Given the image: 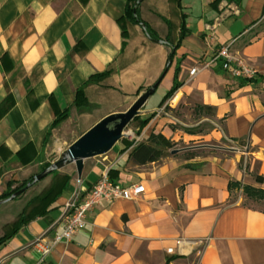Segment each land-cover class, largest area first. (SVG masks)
I'll return each mask as SVG.
<instances>
[{"label": "crops", "instance_id": "crops-1", "mask_svg": "<svg viewBox=\"0 0 264 264\" xmlns=\"http://www.w3.org/2000/svg\"><path fill=\"white\" fill-rule=\"evenodd\" d=\"M124 7L125 0H0V103L7 96L14 102L0 119V195L10 180L32 168L17 162L20 148L30 143L36 156L61 155L99 120L124 112V105L155 83L154 92L161 89L165 95L175 76L180 83L174 93L176 114H157L169 98L150 106V96L139 115L153 117L135 142L152 132L170 140L171 122L182 127L209 122L207 136L235 141L244 150L214 147L220 154L185 158L183 153L193 149L186 147L179 155L172 151L137 165L129 157L131 147L122 151L118 142L117 152L112 148L104 161L85 160L80 178L72 174L74 165H67L59 172L70 177L67 190L51 211L0 247V264H264V212L239 204L232 197L240 189L228 188L230 182L264 177V0H178L173 6L167 0H144L139 16L162 40L175 45L181 25L187 32L172 58L171 46L151 41L140 25L129 27L122 46L118 20ZM226 45L233 61L254 70L255 83L232 77L214 59ZM192 68L197 72L190 77ZM81 87L87 105L77 109L73 102ZM201 106L211 112L194 120V109ZM65 109L68 117L47 135ZM80 125L84 131L72 142L61 136ZM172 135L175 141L198 137L180 131ZM111 168L118 170L116 183L143 185L141 196L96 205L87 225L42 259L32 243L60 233L66 205ZM256 186L264 189V184ZM28 200L14 207L21 211Z\"/></svg>", "mask_w": 264, "mask_h": 264}, {"label": "trees", "instance_id": "trees-1", "mask_svg": "<svg viewBox=\"0 0 264 264\" xmlns=\"http://www.w3.org/2000/svg\"><path fill=\"white\" fill-rule=\"evenodd\" d=\"M143 1L144 0L140 2L139 0H125V7L122 16L118 20V25L121 30V36L123 39L122 46L125 47L127 44V40L129 37V32H128L129 27H131L132 25H140L141 28L143 29L144 34L151 41L165 43L171 46L172 52L169 58H172L174 56V51L180 46V42L187 33L184 26L181 25L179 32V39L175 45H171V43L167 40H162L149 25H147L144 21L141 20L139 16L138 7ZM108 73L109 72L106 71L102 74L95 75L92 79L102 78L106 76ZM260 78L262 81H264V77L260 76ZM245 81L249 83H255L257 81L256 74L251 78H245ZM179 86L180 83L176 81V76H175L172 87L166 92V94L162 98L160 105H162L168 98H170L179 88ZM13 104H14L13 99H11L10 96H7L0 103V119L5 116V114L9 111V109H11ZM86 105H87V100L84 95V90L82 87L78 88L75 92V99L73 102V106L77 109H81ZM199 109L206 113L211 112L210 107L201 106L199 107ZM67 117H68V109H65L62 112L58 113L54 121L52 122L47 135H49L50 131L53 128L57 127ZM152 117L153 115L151 114L150 116L144 119L141 120L138 119L139 126L137 130V135L140 133L142 128L148 124V122L151 120ZM136 118H134V120H137ZM120 143L123 145L122 151H125L131 147L129 157L137 165H146L148 163H152L160 160L161 158L166 156L164 154L165 151L171 149L173 146V143L168 139H166L162 134H155L153 132L150 133L146 137V139L142 142L136 143L133 140L127 141L125 138H123L120 140ZM35 157H36L35 149L30 143L20 148L19 151L15 154V158L21 166L28 165L35 159ZM48 167L49 165H46L40 172H42ZM117 173H118L117 169L111 168L107 173L109 180L115 182ZM34 176H32L26 183L19 184L15 187H11L12 184L15 183L14 181L8 182L6 190L0 195V200L8 198L13 193L26 187L27 183H29V187L27 188L29 189L31 186H33V184H35L33 183ZM48 176L52 177L51 184H49L46 188H44L39 194L29 199L28 202L25 204L24 208L17 214L15 220L10 224L5 225L3 234L0 235V247L4 245L6 242H8L19 231V229L22 226L26 225L29 221L35 219L36 217L44 216L49 211H51L54 208L53 205L55 204L56 200L59 197H61L63 193L67 190V185L70 180L69 176L62 175L58 171H54ZM254 181L257 184H264V177L254 175ZM228 188L230 192L233 191L235 188L241 189L242 193L245 195L247 199L264 201V190L254 189L249 186H242L238 182H230ZM27 189L25 191H27ZM21 195H19L15 199H18Z\"/></svg>", "mask_w": 264, "mask_h": 264}, {"label": "rangeland", "instance_id": "rangeland-1", "mask_svg": "<svg viewBox=\"0 0 264 264\" xmlns=\"http://www.w3.org/2000/svg\"><path fill=\"white\" fill-rule=\"evenodd\" d=\"M161 1H163V0H161ZM174 1L175 0H167V3L171 4V6H173ZM170 10L173 11L172 7ZM165 40L169 41L168 38H166ZM163 95H164V92H161V89H158L149 98V100H148L149 105L150 106H158ZM178 102L179 101L177 99L172 106H166L165 109L163 110V112H161V113L170 112V113H172L171 115L174 116L177 112V111L175 112V109L178 108V106H177ZM130 105L129 104L124 105L121 108V110L122 111L127 110ZM203 115L209 116V113L202 112V110H200L198 107H195L194 115L191 117H194L193 118L194 120H199L200 117H202ZM189 118H190L189 116H185L184 118H182L183 121L185 122V125H187V126H189L187 124L189 121ZM136 119L137 120L132 121L124 131L126 134L125 139L127 138L126 139L127 141H129L128 138L132 139L133 141H135L137 138V129L139 126L138 121L143 119V117L138 115ZM180 124L181 123H178L176 121L171 122L168 125L169 129L167 131L171 132L172 134L173 133L178 134V132L180 131L184 134L187 133V134H191V135H198V137L191 140V141H181V140L175 141L176 140L174 137L175 135L171 134L170 140H172L173 146L171 149L165 151L164 154L166 156L170 155L172 151L175 152V155H179V154H181L180 153L181 150L185 149L186 147H193V149L191 151L189 150V151L183 153L182 156L185 158L187 157V154L194 156V157H206L209 155V153H214V154L219 153L218 151L211 149L214 147L224 146V147H227V148H230L233 150H237V151H243L244 150V147L241 146L242 144H238L235 141L228 142L224 138H222L221 140H216V139H212V137L207 136L209 133H212V129L209 128V122H201V123H198V125L192 126V127H182ZM81 126L82 125L79 126V129H76L74 131L68 130L67 132L62 133L61 136H66V137L68 136V142H72L73 140H75L77 137H79L83 133L84 130L81 128ZM66 147L67 146H65V149H66ZM111 152H117V145H115L113 147ZM59 155H60V152L58 151V152L50 154L46 158L44 156H41V157H39V155L36 156L35 159L31 163H29L28 165H25V166H31L32 167V168L28 169L29 173L25 177H20L17 180H10L9 181V182H11V181L15 182L12 184L11 187H15L19 184L26 183L32 176L38 174L46 165L50 166L52 163H54L58 159ZM106 156H107L106 154L101 155V156H96V157H93L91 159H87L86 162L87 163H94L96 161L102 162L105 160ZM242 164H243V160L241 159V165ZM65 170L66 169L62 168V169L58 170V172H64ZM72 174L74 176H76L75 171ZM51 178H52L51 176H47L46 178H44V179L36 182L35 184H33V186H31L29 189H27V191H25L18 199H14V200H11L5 204L0 205V217L2 219H8L9 220L8 223H4L3 221L0 222V235L3 234L5 225L10 224L12 221H14L17 214L19 213L20 208L14 207L15 204L18 202V200H21L20 202H25L26 200L36 196L44 188H46L49 184H51ZM255 183L256 182L254 181V175H253L252 179H251V183H244L241 185L242 186H249V187H252L254 189L264 190L262 187L256 186L257 183L256 184ZM28 184L29 183H27L26 186ZM238 191H240L239 194L238 195L234 194L232 199L237 200V197H238L240 199L239 204H242V205H245V206L251 207V208H257V209H260L264 212V201L263 200L262 201H259V200L256 201V200L247 199L245 197V195L242 193L241 189Z\"/></svg>", "mask_w": 264, "mask_h": 264}, {"label": "built area", "instance_id": "built-area-1", "mask_svg": "<svg viewBox=\"0 0 264 264\" xmlns=\"http://www.w3.org/2000/svg\"><path fill=\"white\" fill-rule=\"evenodd\" d=\"M238 13L237 8H234ZM214 59L222 61V69L235 78H251L255 76L252 68L245 65L242 61H233L229 50V45L221 47ZM197 72L196 68L189 71V76L193 77ZM175 94L160 109L157 114L163 112L166 106H172L175 103ZM144 187L141 184H132L122 186L109 180L107 174H102L100 178L81 196H76L66 205V212L63 216L64 226L60 233L55 234L51 240H45L44 237L37 238L32 246L40 253L42 259L47 256L53 248L60 242H69L73 236L87 225V214L101 202H114L116 200H133L141 196ZM167 252H171L168 250ZM41 259V260H42Z\"/></svg>", "mask_w": 264, "mask_h": 264}, {"label": "water", "instance_id": "water-1", "mask_svg": "<svg viewBox=\"0 0 264 264\" xmlns=\"http://www.w3.org/2000/svg\"><path fill=\"white\" fill-rule=\"evenodd\" d=\"M156 86L157 84L155 83L149 87L124 112L113 113L99 120L70 144L54 163L36 174L33 177V183L70 164L74 165L76 175L80 178L85 160L108 153L121 139L125 138V129L139 115L141 108L153 94ZM28 187L29 184L13 193L10 197L1 199L0 205L14 200Z\"/></svg>", "mask_w": 264, "mask_h": 264}, {"label": "bare ground", "instance_id": "bare-ground-1", "mask_svg": "<svg viewBox=\"0 0 264 264\" xmlns=\"http://www.w3.org/2000/svg\"><path fill=\"white\" fill-rule=\"evenodd\" d=\"M178 99V96L175 98V101Z\"/></svg>", "mask_w": 264, "mask_h": 264}]
</instances>
